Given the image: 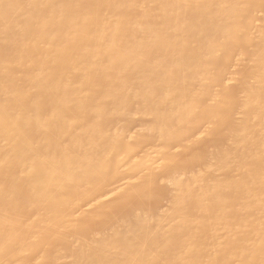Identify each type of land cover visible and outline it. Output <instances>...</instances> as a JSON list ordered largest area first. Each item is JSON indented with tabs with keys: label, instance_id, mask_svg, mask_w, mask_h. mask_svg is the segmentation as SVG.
I'll return each mask as SVG.
<instances>
[{
	"label": "bare ground",
	"instance_id": "6f19581e",
	"mask_svg": "<svg viewBox=\"0 0 264 264\" xmlns=\"http://www.w3.org/2000/svg\"><path fill=\"white\" fill-rule=\"evenodd\" d=\"M205 122L218 149L183 173ZM157 185L154 214L79 224ZM42 247L31 264H264V0H0V264Z\"/></svg>",
	"mask_w": 264,
	"mask_h": 264
},
{
	"label": "rangeland",
	"instance_id": "374dc122",
	"mask_svg": "<svg viewBox=\"0 0 264 264\" xmlns=\"http://www.w3.org/2000/svg\"><path fill=\"white\" fill-rule=\"evenodd\" d=\"M259 9V8H258ZM257 11V10H256ZM239 55V53L238 52H236V56H238ZM235 56V53L232 55V57L234 58H232L231 57V61L229 60V63L228 64H230V65H232L231 66V69L230 68H226L227 70H225V74L224 75H226V76H231L232 74L235 76L236 75V77H242V76H244V77H246V76H248V74H249V72L250 71H246V70H244L245 68H246V66H243L244 68H242V66H241V69H240V66H237V65H233V63L235 64V58H237L236 56ZM249 58H251L252 59V56H250ZM245 59V58H244ZM248 59V58H247ZM247 59H245L244 60V62L247 60ZM251 59H248L249 61L251 60ZM232 60H234V61H232ZM231 62H232V64H231ZM220 66V65H219ZM228 66V65H227ZM216 67H218V65L216 66ZM216 67H215V69H216ZM230 67V66H229ZM239 68V69H236V68ZM235 68V69H234ZM218 69H219V67H218ZM218 69H216V70H218ZM247 69V68H246ZM236 70V71H235ZM248 70V69H247ZM230 72V74H229V72ZM233 71V72H232ZM231 72H232V74H231ZM246 72H248V74L246 73ZM243 73H244V75H243ZM232 75V76H233ZM250 77H251V74H250ZM235 88V87H234ZM239 88V87H238ZM235 90V91H234ZM238 90V91H237ZM243 89H241V88H239V89H237V88H235V89H233V88H230V89H227V94L229 93H231V92H233V93H231V94H233L232 95V97H229V99L230 100H232V104H231V106H232V109H231V107L229 108V113H234L235 111H237V109H238V107H239V101H240V95H242V93H244V90L242 91ZM238 92V93H237ZM227 96V95H226ZM231 96V95H230ZM234 96V97H233ZM239 97V98H238ZM233 99H236V101H238L239 103H235L234 104V102H235V100H233ZM233 106H236L235 108L233 107ZM234 109V111H232ZM232 111V112H231ZM138 122V121H137ZM137 122H129V124H127L126 125V127L129 129V128H135L134 126H136V125H140L142 122L140 121V123H137ZM137 123V124H136ZM206 124H204V123H202L201 124V126H203V127H201V126H196V128L197 129H195V131L197 130L198 131V133L199 132H201V129L204 131V130H206L207 128H210L209 129V131L212 133V131H213V134H212V138L211 139H213V141L212 140H209V141H206V142H202V143H204V144H197V148H195V151H193V149H191V147H190V149H188L189 147H187V149L185 148L184 150H190L189 151V153H192L193 155H194V152H196L195 154H197L198 152H199V160L201 161L202 159H205L206 157H208V155L210 154V152L211 151H213V150H215V149H218V147L217 146H219V145H217L216 143H214V141H215V136H216V131L219 129V127L220 126H217V124L215 125V123L213 124L212 123V126L210 125V123H209V125L207 124V122H205ZM210 126V127H209ZM201 127V128H200ZM222 127H226V129L227 128H229V129H234L235 127H234V125H232L231 123H227L226 125L224 124ZM200 128V129H199ZM206 128V129H205ZM214 130H213V129ZM216 128H217V130H216ZM128 129H126L127 130V132H128ZM133 129H130V131H132ZM200 130V131H199ZM192 133H194V130H193V132ZM195 134H197L196 132H195ZM193 135V134H192ZM142 141V140H141ZM143 141L144 142H141L142 144H140L139 145V143L140 142H138V145H139V147H138V145H137V150H141V149H143V148H145L144 150H146V148L147 149H150V148H154V146L153 145H157V144H155L157 141L156 140H146V139H143ZM148 143H146V142ZM153 142H154V144H153ZM217 142V141H216ZM212 143H214V144H212ZM208 144V145H207ZM150 145H152V146H150ZM199 145V146H198ZM201 145V146H200ZM209 145H211V146H209ZM217 145V146H216ZM194 147H195V145H194ZM212 147V148H211ZM217 147V148H216ZM205 148V149H204ZM209 148V149H208ZM136 149H134L136 152H137V150ZM196 149H197V151H196ZM198 149H199V151H198ZM212 149V150H211ZM140 150H139V152H140ZM144 150H141V152L142 151H144ZM152 150V149H151ZM134 152V151H133ZM133 152H132V154H133ZM208 152V153H207ZM185 153V152H184ZM137 154H138V152H137ZM137 154H135L134 153V155L136 156ZM140 154V153H139ZM186 154V153H185ZM191 155V154H190ZM198 155V154H197ZM202 155H204L203 157H202ZM186 156V157H185ZM192 156V155H191ZM191 156H189L188 155V153L186 154V155H184L183 154V157H182V155L180 156V157H178L177 158V160H179V162L178 163H180L181 164V166H180V164H178L179 166V168H178V170H181V172H183V173H186V174H188V173H190V172H192V169L193 170H195L196 168H198V167H202V165H204V162H205V160L203 161L202 160V162H198V164H197V166H196V163L194 162V164H195V166H191V164L193 163H191L190 165H189V162H191V160L190 161H188L189 159H191ZM188 157V158H187ZM202 157V158H201ZM205 157V158H204ZM187 159V160H186ZM188 161V162H187ZM182 164H184V165H182ZM193 164V165H194ZM201 166H200V165ZM182 167V168H181ZM192 167V168H191ZM185 169V170H184ZM191 170V171H190ZM167 172L165 171V172H162L161 173V175H159L160 177L159 178H166L168 175H169V172L166 174ZM121 176V177H120ZM118 175V177L116 176V177H110L111 178V180L109 181H107L106 182V184H105V187H104V189H103V191L102 192H104V193H102V194H100V195H104L105 194V192H108V189H110V191H112V189L113 188H116L117 187V185L119 186V184H121V183H123L124 182V180L123 179H125V180H127V179H129L130 178V174H128V175H126V174H122V175ZM120 177V178H119ZM128 177V178H127ZM132 177H134V174L132 175ZM117 178H118V180H117ZM123 178V179H122ZM119 179L120 180H122L121 182L119 181ZM117 180V181H116ZM114 182V183H110V182ZM109 184L110 185H112V187L111 186H109ZM116 186V187H115ZM109 187V188H108ZM108 188V189H107ZM157 188V189H156ZM155 189V190H154ZM153 190L154 191H151V193H150V197L149 198H147V199H144V200H137V201H130V199H125V201H115V200H113L112 201V203L111 202H108V203H106V205L104 204L103 206H102V209H100V210H98L96 213H93L92 214V216L94 215V216H100V218H102L103 219V224H100V222L98 223H96V222H94V220L93 219H88L87 218V220H90V221H88L87 222V220L86 219H84V220H82V221H80V223L79 224H82V226L81 227H83V226H88V228H86L87 229V231L88 232H98V231H101L105 226L104 225H106V223H110V221L111 222H113V220H115V221H117V222H119L120 221V219H122V220H130V215H131V212L133 211V210H141V211H144V212H146V213H148V214H150L151 212H153L152 214H154L156 211H157V209H160V207L159 206H161V208H163L165 205H167L168 204V201H167V198H168V193H167V189L165 190V188H163L162 186L160 187V185H157V186H155V188H154ZM105 190V191H104ZM114 190V189H113ZM159 193H158V192ZM164 192V193H163ZM157 194V195H156ZM159 194V195H158ZM165 194V195H164ZM100 195H96V196H91V197H89L88 198V202H90V201H92V199L93 198H95V197H99ZM158 196V197H157ZM152 197V198H151ZM154 198V199H153ZM157 198L159 199V200H157ZM152 199V200H151ZM163 199V200H162ZM86 200V199H85ZM85 200H83V201H81V202H83V204H84V206L86 205L85 203L87 202V200L85 201ZM94 200V199H93ZM127 200H129V201H127ZM148 200V201H147ZM141 201V202H140ZM154 201V202H153ZM80 202V203H81ZM85 202V203H84ZM120 202H122V203H120ZM132 202V203H131ZM140 202V203H139ZM78 204V205H76V207L78 206V209L76 208V207H74L75 209H74V211L76 212V211H78V210H80L81 208H82V206H80V205H83L82 203L81 204ZM126 203V204H125ZM127 203H128V205H127ZM88 204V203H87ZM162 204V205H161ZM125 205V206H124ZM137 205V206H136ZM116 206V207H115ZM133 206V207H132ZM140 206V209L139 208H137V207H139ZM100 211H102V212H100ZM100 213V214H99ZM112 213H113V215H112ZM127 213V214H126ZM99 214V215H98ZM116 216V217H115ZM113 217V218H112ZM108 220V221H107ZM104 221L106 222V223H104ZM82 222V223H81ZM85 223H87V224H85ZM92 225V226H91ZM101 227H103V228H101ZM95 228V229H94ZM90 230V231H89ZM95 230V231H94ZM76 235H74V236H72L71 238L72 239H75L76 237H75ZM59 242V241H58ZM53 243L51 246H49V247H47V249H45V250H49V251H53V250H55L56 248L58 249V244L59 243H63V245H62V247L63 248H65L66 247V244H64V242H67V241H65V239H63L61 242H59V243ZM57 244V245H56ZM54 245H56V246H54ZM60 245V244H59ZM50 247H52L51 249H48V248H50ZM60 247V246H59ZM41 251H40V250ZM43 249V247L42 248H38L36 251L37 252H35L34 253V255H32V257H31V255L28 257V258H26V259H24L25 261L28 259V260H34L33 258L34 257H38L39 256V254H42V253H39V252H44V250H42ZM46 251V252H47ZM27 260V263L29 264V262H30V264H31V262L32 261H28ZM22 262V264H25L26 262L25 261H23V260H21ZM26 263V264H27Z\"/></svg>",
	"mask_w": 264,
	"mask_h": 264
}]
</instances>
